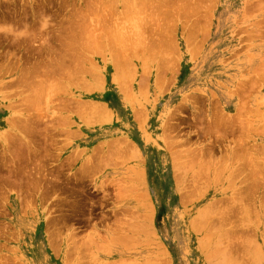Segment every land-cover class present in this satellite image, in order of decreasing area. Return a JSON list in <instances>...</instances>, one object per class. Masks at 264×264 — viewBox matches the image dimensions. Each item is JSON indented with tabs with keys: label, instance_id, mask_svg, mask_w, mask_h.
<instances>
[{
	"label": "rangeland",
	"instance_id": "374dc122",
	"mask_svg": "<svg viewBox=\"0 0 264 264\" xmlns=\"http://www.w3.org/2000/svg\"><path fill=\"white\" fill-rule=\"evenodd\" d=\"M255 177L264 0H0V264H264Z\"/></svg>",
	"mask_w": 264,
	"mask_h": 264
},
{
	"label": "bare ground",
	"instance_id": "6f19581e",
	"mask_svg": "<svg viewBox=\"0 0 264 264\" xmlns=\"http://www.w3.org/2000/svg\"><path fill=\"white\" fill-rule=\"evenodd\" d=\"M149 2H150V1H149ZM143 3H144V2H143ZM141 4H142V3H141ZM145 4H146V3H145ZM147 4H148V3H147ZM142 5H143V4H142ZM132 6H133V5H132ZM43 22H44V21H43ZM16 26H17V25H16ZM9 27H10V28H9ZM9 27H8V30H6L7 33H8V31H9V33H10V32L13 33L14 29H16V28H14V27L12 28L10 25H9ZM6 29H7V28H6ZM13 35H14V34H13ZM19 35H20V34H19ZM66 47H67V46H66ZM74 52H75V51H74ZM65 57H66V56H65ZM62 60H63V59H62ZM56 63H57V62H56ZM62 63H63V62H62ZM59 65H60V64H59ZM53 67H54V66H53ZM64 67H66V66H64ZM72 69H73V68H72ZM75 70H76V69H75ZM71 71H72V70H71ZM69 72H70V71H69ZM69 77H70V76H69ZM66 78H67V77H66ZM220 122H221V121H219V123L216 122V123H218L217 125H218L219 127H220V125H219ZM216 123H215V124H216ZM225 123H226V122H225ZM221 125H222V123H221ZM226 126H227V125H226ZM226 126H225V127H226ZM241 141H242V140H241ZM239 142H240V141H239ZM242 142H244V141H242ZM239 144H240V143H239ZM239 144H238V145H239ZM239 147H240V146H239ZM243 147H244V146H243ZM254 147H255V146H253V150L255 149ZM246 148H247V145H246ZM246 148H245V150L247 151ZM256 148H257V147H256ZM262 150H263V149H262ZM248 151H249V150H248ZM248 151H247V152H248ZM250 151H251V150H250ZM250 151L248 152V154H249L250 158L252 159V155H253V154L250 153ZM254 151H257V150L255 149ZM250 154H252V155H250ZM253 157H254V155H253ZM256 158H257V157H256ZM246 159L249 160V161H251L249 158H246ZM253 159H254V158H253ZM258 159H259V158H258ZM247 160H246V161H247ZM18 161H19V160H18ZM252 161H253V160H252ZM252 161H251V162H252ZM258 161H259V160H258ZM254 162H255V160H254L252 163H254ZM252 163H251V164H252ZM189 165H190V164H189ZM198 165H199V164H198ZM198 165H197V166H198ZM201 165H202V164H201ZM253 165H254V166H253V167H254V168H253V171H254L256 163L253 164ZM238 166H239V165H238ZM256 167H257V168H260V166L258 167V163H257V166H256ZM242 168H243V167H242ZM251 169H252V168H251ZM244 170H245V169H244ZM248 170H249V169H248ZM249 171H251V170H249ZM249 171H248V172H249ZM253 171H252V173H253ZM196 172H197V171H196ZM254 172H255V173L257 172L256 169H255ZM259 172H260V171H259ZM255 173L252 174L253 177H254V174H255ZM260 173L262 174V172H260ZM235 174H236V173H235ZM245 174H247V171H246ZM261 174H260V176H263V175H261ZM241 175H242V174H241ZM257 175H259L258 172H257L256 176H257ZM250 176H251V175H250ZM252 176H251V177H252ZM247 177H248V176H247ZM235 178H236V177H235ZM219 180H220V179H219ZM248 180H249V179H248ZM253 180H254V184H255V185H253V187H255V188H256V186H260L261 184H264V177H258V178L255 177ZM250 181H251V180H250ZM176 184H177V183H176ZM259 184H260V185H259ZM262 187H263V186H262ZM255 188H253V189H255ZM253 189H252V190H253ZM0 191H1V190H0ZM239 197H240V196H239ZM229 210H230V209H229ZM223 211H224V210H223ZM216 213H217V212H216ZM220 214H221V213H220ZM198 215H199V214H198ZM199 216H200V215H199ZM216 216H217V215H216ZM202 217H203V216H202ZM209 217H210V216H209ZM199 218H200V217H199ZM221 219H222V218H221ZM198 220H199V219H198ZM206 221H207V220H206ZM194 222H196V220H195ZM203 222H204V221H203ZM204 223H205V222H204ZM141 226H142V225H141ZM142 228H143V227H142ZM145 229H146V228H145ZM148 234H150V233L148 232ZM213 235H214V234H213ZM210 237H211V236H210ZM131 240H132V239H131ZM210 240H211V239H210ZM202 244H203V243H202ZM249 246H250V245H249ZM201 248H202V247H201ZM218 248H219V247H218ZM242 248H243V247H242ZM247 248H249V247H247ZM216 250H217V249H216ZM256 251H257V250H256ZM212 252H215V251H212ZM247 252H248V251H247ZM216 253H218V252L216 251ZM221 253H222V252H221ZM230 253H231V252H230ZM240 254H241V253H240ZM230 255H231V254H230ZM208 256H209V255H208ZM213 256H214V254H213ZM233 258H234V257H233ZM231 259H232V258H231ZM231 261H232V260H231ZM233 261H234V260H233ZM225 264H226V263H225ZM231 264H232V263H231Z\"/></svg>",
	"mask_w": 264,
	"mask_h": 264
}]
</instances>
